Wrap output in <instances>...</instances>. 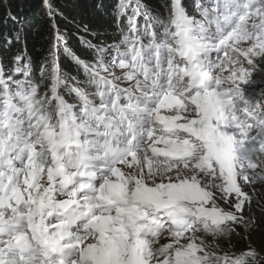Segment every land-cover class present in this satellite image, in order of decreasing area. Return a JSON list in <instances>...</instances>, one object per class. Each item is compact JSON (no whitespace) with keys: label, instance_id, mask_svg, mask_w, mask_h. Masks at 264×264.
Here are the masks:
<instances>
[{"label":"snow or ice","instance_id":"obj_1","mask_svg":"<svg viewBox=\"0 0 264 264\" xmlns=\"http://www.w3.org/2000/svg\"><path fill=\"white\" fill-rule=\"evenodd\" d=\"M41 5L38 72L0 32V264H264V0Z\"/></svg>","mask_w":264,"mask_h":264},{"label":"trees","instance_id":"obj_2","mask_svg":"<svg viewBox=\"0 0 264 264\" xmlns=\"http://www.w3.org/2000/svg\"><path fill=\"white\" fill-rule=\"evenodd\" d=\"M98 0H53V3L67 16H76L94 28L103 24V18L94 5ZM155 5L157 0H150ZM9 9L15 20L8 16ZM24 24L28 52L34 61V69L38 72L41 59L46 56L50 43V28L44 15L41 0H0V32L8 31L19 24ZM73 48L78 54L84 53L79 42L73 40ZM19 47V46H17ZM64 65L71 67V62L62 57Z\"/></svg>","mask_w":264,"mask_h":264}]
</instances>
